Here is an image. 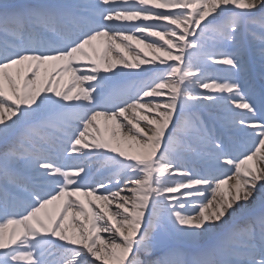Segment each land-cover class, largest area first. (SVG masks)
Here are the masks:
<instances>
[{
  "label": "snow or ice",
  "instance_id": "snow-or-ice-1",
  "mask_svg": "<svg viewBox=\"0 0 264 264\" xmlns=\"http://www.w3.org/2000/svg\"><path fill=\"white\" fill-rule=\"evenodd\" d=\"M0 264H264V0H0Z\"/></svg>",
  "mask_w": 264,
  "mask_h": 264
},
{
  "label": "bare ground",
  "instance_id": "bare-ground-1",
  "mask_svg": "<svg viewBox=\"0 0 264 264\" xmlns=\"http://www.w3.org/2000/svg\"><path fill=\"white\" fill-rule=\"evenodd\" d=\"M133 45L135 46L134 42H133ZM140 47L143 48V45H141ZM145 51H147V50H145Z\"/></svg>",
  "mask_w": 264,
  "mask_h": 264
},
{
  "label": "rangeland",
  "instance_id": "rangeland-1",
  "mask_svg": "<svg viewBox=\"0 0 264 264\" xmlns=\"http://www.w3.org/2000/svg\"><path fill=\"white\" fill-rule=\"evenodd\" d=\"M159 255V254H158Z\"/></svg>",
  "mask_w": 264,
  "mask_h": 264
}]
</instances>
